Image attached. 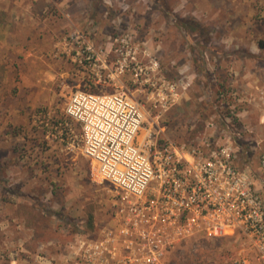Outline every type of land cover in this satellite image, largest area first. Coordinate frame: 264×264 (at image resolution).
<instances>
[{"label": "rangeland", "instance_id": "rangeland-1", "mask_svg": "<svg viewBox=\"0 0 264 264\" xmlns=\"http://www.w3.org/2000/svg\"><path fill=\"white\" fill-rule=\"evenodd\" d=\"M75 31L100 51L98 66L73 55ZM262 40L264 0H0V264H60L106 219V185L60 136L67 97L124 94L145 128L191 139L218 125V97H263ZM162 97L176 98L163 110ZM243 109L264 136L258 108ZM241 255L255 264L237 237H201L172 264Z\"/></svg>", "mask_w": 264, "mask_h": 264}, {"label": "built area", "instance_id": "built-area-1", "mask_svg": "<svg viewBox=\"0 0 264 264\" xmlns=\"http://www.w3.org/2000/svg\"><path fill=\"white\" fill-rule=\"evenodd\" d=\"M69 40L80 64L98 66L100 51L81 33ZM116 65L120 72L127 67L123 59ZM175 98L162 97L161 109ZM244 106H256L264 126V92L218 97V125L211 119L191 139L174 140L158 126H143L132 97H67L61 139L106 185L107 210L102 225L74 238L60 264H172L189 240L222 236L237 237L255 264H264V136L242 119ZM232 264L252 260L241 255Z\"/></svg>", "mask_w": 264, "mask_h": 264}, {"label": "trees", "instance_id": "trees-1", "mask_svg": "<svg viewBox=\"0 0 264 264\" xmlns=\"http://www.w3.org/2000/svg\"><path fill=\"white\" fill-rule=\"evenodd\" d=\"M259 46L261 47V48H264V41L262 40V41H260L259 42ZM88 227L90 228V229H92L93 228V221H92V217H90L89 219H88ZM199 239H201V237L200 238H193V239H191V240H189L188 242H187V244H189V243H193V242H195V241H197V240H199Z\"/></svg>", "mask_w": 264, "mask_h": 264}, {"label": "bare ground", "instance_id": "bare-ground-1", "mask_svg": "<svg viewBox=\"0 0 264 264\" xmlns=\"http://www.w3.org/2000/svg\"><path fill=\"white\" fill-rule=\"evenodd\" d=\"M145 134V132H142V136ZM142 136H140V137H142Z\"/></svg>", "mask_w": 264, "mask_h": 264}, {"label": "flooded vegetation", "instance_id": "flooded-vegetation-1", "mask_svg": "<svg viewBox=\"0 0 264 264\" xmlns=\"http://www.w3.org/2000/svg\"><path fill=\"white\" fill-rule=\"evenodd\" d=\"M78 126V128H79V125H77Z\"/></svg>", "mask_w": 264, "mask_h": 264}]
</instances>
